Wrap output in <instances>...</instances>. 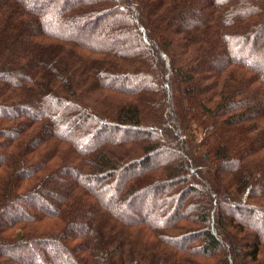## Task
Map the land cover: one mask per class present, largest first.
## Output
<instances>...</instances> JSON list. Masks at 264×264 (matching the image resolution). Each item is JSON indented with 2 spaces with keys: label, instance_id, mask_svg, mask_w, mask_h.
Masks as SVG:
<instances>
[{
  "label": "trees",
  "instance_id": "obj_1",
  "mask_svg": "<svg viewBox=\"0 0 264 264\" xmlns=\"http://www.w3.org/2000/svg\"><path fill=\"white\" fill-rule=\"evenodd\" d=\"M0 264H264V0H0Z\"/></svg>",
  "mask_w": 264,
  "mask_h": 264
}]
</instances>
